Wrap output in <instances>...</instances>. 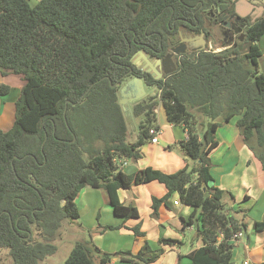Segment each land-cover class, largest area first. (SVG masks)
Returning a JSON list of instances; mask_svg holds the SVG:
<instances>
[{"label":"trees","instance_id":"obj_1","mask_svg":"<svg viewBox=\"0 0 264 264\" xmlns=\"http://www.w3.org/2000/svg\"><path fill=\"white\" fill-rule=\"evenodd\" d=\"M200 3L207 0H39L34 7L30 0H0V71L25 81L13 126L0 129V249L9 251L13 264H41L56 254L63 224L81 217L77 198L86 187L104 190L122 219L104 230L126 228L146 238L140 223L125 226L141 215L121 202L119 192L151 182L167 189L162 198L152 197L153 217L162 206L171 210L174 195L191 209L180 220L201 243L186 256L192 264H234L231 239L247 230L246 212L235 209L244 214L242 220L234 216L224 202L233 194L210 184L211 154L219 146L218 129L234 122L264 172V74L257 44L264 23L253 27L246 47L203 51L168 79H146L158 97L132 107L139 120L132 141L119 87H113L133 67L142 44L158 46L174 25L194 18ZM9 90L0 86V96ZM158 107L170 124L187 131L178 144L187 164L172 174L152 167L126 173L122 162L144 159L150 128L159 130ZM253 230L264 237V221L254 222ZM179 244L162 236L158 249L146 239L137 254H111L81 241L64 264H109L116 257L158 264L164 248Z\"/></svg>","mask_w":264,"mask_h":264},{"label":"crops","instance_id":"obj_2","mask_svg":"<svg viewBox=\"0 0 264 264\" xmlns=\"http://www.w3.org/2000/svg\"><path fill=\"white\" fill-rule=\"evenodd\" d=\"M1 97L2 96H0V117L2 114L1 105H4ZM158 109L160 110V108H157V114L159 111ZM14 120L15 114L9 124L13 126ZM138 122L139 120L135 118V124H137ZM1 123L2 121H0V124ZM158 125L161 132L158 143H150L146 147H144V159L135 163L136 168H133V171L130 173L152 167L164 173L172 174L183 169L186 166L187 161L174 154L172 152V147L173 144L177 145L187 139V131L181 126H175L170 123L167 126H161L160 124ZM179 128L183 131H180ZM167 129L169 130V132L166 131ZM161 139L165 143H167L166 147L161 145ZM217 139L219 141V146L211 154V156L214 158L218 153L222 152V154H220L222 160L218 162V167L211 168L214 185L223 190H229L234 193V198H232L234 199L235 203L234 209H239L246 212L244 221L247 217H250L249 222H251L252 225L256 221H264V172L260 161L253 157L252 152L245 145L240 131L234 122L224 123L217 131ZM131 162L132 161H127V165L122 167L124 171L129 167V163ZM217 168L220 170L218 171ZM213 169H216V171ZM212 171H215L216 178ZM101 191L102 189H93L90 187H86L81 191L77 198V205L81 213L82 211L93 206V204H91L90 202L89 197L100 194L102 195ZM166 193L167 189L158 182L139 185L130 190H123L119 192L121 202L127 205H135L139 209L141 215V218L139 220L128 221L127 223H125V226L132 228L140 223L142 225V230L146 233V238L136 237L134 236L132 231L126 228L113 231L104 230V228L106 227L119 226L122 224V219L115 216L113 208L109 201V197L106 193V202L100 207V211H104L109 215V217L114 214V220H117L118 222L113 221L111 222V224H106L105 226L99 224L96 228L95 226H91L94 230H97L95 231L97 235L94 238L96 239L94 244L101 251L106 253L113 254L120 251L131 250L134 254H137L143 248L146 239H152L154 242L158 243L159 239L162 236L172 237L178 239L180 241V244L177 246H172L170 248H164V254L158 264H187V261L192 264L191 261L186 258V256L199 248L201 246V243L197 238L196 230L192 227H189L185 230L180 220V217L189 216L191 213V209L184 206L183 204L182 206L184 208L179 209L181 203L178 205H174V201L179 202L178 195H174L175 198L173 197L170 201L171 210H168L165 206H162L159 210L158 217L152 216V197L162 198L166 195ZM256 208L258 209V212L254 215V211ZM249 222L248 224L246 223L247 229L249 227ZM115 231L119 232L122 237H120L119 240H114L112 248H110V246L108 245H98V243H96L98 242V239L104 242L109 237V234H111L110 232ZM246 231L243 232L244 236L246 234ZM185 233H190L193 237V240L191 241L190 246L187 247L185 251H183L181 247L185 245L187 246V244L184 243ZM132 235L134 236V240H132ZM243 239L244 238H242L238 242V246L237 244L235 245L237 247H242L246 253V258L241 264H253V262L254 264H258V262L260 264H264V257L262 253V249L264 247V239L261 241H257V247L259 249H257L254 253L250 252L251 238L247 237V239L249 240L248 243H246ZM156 243L154 247L155 249H158L159 246ZM258 254L260 255L259 257L257 256ZM109 264L128 263L120 260L119 257H116L113 258Z\"/></svg>","mask_w":264,"mask_h":264},{"label":"flooded vegetation","instance_id":"obj_3","mask_svg":"<svg viewBox=\"0 0 264 264\" xmlns=\"http://www.w3.org/2000/svg\"><path fill=\"white\" fill-rule=\"evenodd\" d=\"M215 1L211 6L208 0L207 3H200L194 18L174 25L170 34L160 37L158 46L156 43L142 44L144 50L139 51H142L152 61L157 71L150 66L146 67L143 59H141L140 66L134 65V60L140 56L137 51L131 60L133 67H129V71L125 74L130 73L128 79L139 77L144 82L146 79L156 80L158 77L159 80L168 79L178 72L184 61L198 57L203 52L201 46H204L206 51H211L213 48L226 50L239 46L246 47L253 27L264 23V0ZM192 7L196 8V5ZM158 61L165 62V64L158 66ZM173 69L176 71L166 74V71ZM150 91L158 95L156 88L153 90L150 88ZM149 98L150 100L155 99L148 96L145 100L149 101ZM139 102L133 103L132 107Z\"/></svg>","mask_w":264,"mask_h":264},{"label":"rangeland","instance_id":"obj_4","mask_svg":"<svg viewBox=\"0 0 264 264\" xmlns=\"http://www.w3.org/2000/svg\"><path fill=\"white\" fill-rule=\"evenodd\" d=\"M38 2H39V0H30V4L32 7H34ZM257 44H258V46L262 52V56L258 60L259 71L261 74H264V37ZM211 50L214 52H220V51L224 50V48H217V49L213 48ZM0 85H4V86H7L10 88L9 94L1 97L4 105H1L2 114L0 117V121H2V123L0 124V129L1 130L3 129V131H6V130H9L10 127L12 126L9 124V122L14 117L15 102L18 99V96L20 94V89H22V87L25 85V81H24L23 77L19 76V75L8 73L4 76L0 73ZM149 96L155 97L156 95L153 91H151L149 93ZM159 108H160V110L159 109L158 110L160 112L158 111V114H157L158 124H160L161 126H165V125L167 126L169 124V122L167 121L164 110L161 107H159ZM2 118H3V120H2ZM128 124H129V131L131 133L129 140L132 141V139L135 137V130L137 127V124H135V117L134 116L132 118L128 119ZM166 131L169 132L168 129ZM176 131H179V130H176ZM180 131H183V130L180 129ZM161 145L166 147L167 143H165L161 139ZM172 152L174 154H176L177 156H179L180 158L185 159L182 156V150L178 144L177 145L173 144ZM220 154H222V152L218 153L217 156H215L214 158L211 156L212 168L219 166L218 162H220L222 160V157L220 156ZM252 155H253V157H255V155L253 153H252ZM221 167H222V165H221ZM133 168H136V164H135V162L132 161L131 163H129V167L126 168V170H125L126 173L132 172ZM213 170L216 171V169H213ZM217 170L219 171L220 169L217 168ZM215 171L214 172L212 171V173L214 174V176L216 178ZM227 191H229V190H227ZM101 193L103 196L100 194V195L89 197L90 202H91V204H93V206L91 208H88V209L82 211L81 218L79 220L69 221V222L67 221L63 224V227H62L61 232H60L61 235L54 242V244L57 246L56 254L46 258V260L41 264H64L66 259L70 255L71 250L73 249L74 245L77 242H81V241H90L93 243L95 242L96 239H94V238L97 235L95 231H97V230H94L93 227H91V226H95V228H96L99 224L105 226L106 224H111V222H113V221L118 222L117 220H114V214H112L109 217V215L106 214L104 211H100V207L106 202L105 199L107 197L106 193L103 190L101 191ZM231 193L234 194L233 192H231ZM91 199H93V200H91ZM224 202L227 204V206H229L232 209L234 216H236L238 219L242 220L243 214L237 213V210L234 209V204H235L234 199H232L230 195L225 196ZM183 208L184 207L181 204L179 209H183ZM256 209L254 211V215L258 212V209H257V211H256ZM249 221H250V217H247L245 220V223L248 224ZM110 233L111 234H109V237L107 238V240H105L103 242L97 238L98 242H96V243H98V245L99 244L108 245V246H110V248H112L114 240L115 239L119 240L120 237H122V235H120L119 232H116V231L110 232ZM247 237L251 238V240H250L251 241L250 252L254 253L257 249H259L257 247V241H261L264 238L260 235H257L254 232L253 225L251 222H249V227L246 231L245 236L243 237L244 238L243 240L246 243H248V241H249L247 239ZM34 238H35V240L39 239V235L37 232H35ZM184 238H185L184 243L187 244V246L185 245V246L181 247V249L183 251H185L186 248L190 246V243L193 240L192 239L193 237L190 233H185ZM132 240H134L133 235H132ZM150 242L152 244V247H154L156 242H154L152 239L150 240ZM156 244L158 245V243H156ZM237 246H238V244H237ZM237 246H235V248H234V264H241L244 261V259L246 258V253L242 247H237ZM262 253H263V257H264V247L262 249ZM257 256L259 257L260 255L258 254ZM186 263L190 264L189 261H187ZM0 264H13L10 253L6 249H0ZM253 264H254V262H253ZM258 264H260V263L258 262Z\"/></svg>","mask_w":264,"mask_h":264},{"label":"water","instance_id":"obj_5","mask_svg":"<svg viewBox=\"0 0 264 264\" xmlns=\"http://www.w3.org/2000/svg\"><path fill=\"white\" fill-rule=\"evenodd\" d=\"M201 50L202 51H206L204 46H201ZM140 56L137 57L133 64L140 66L142 64L141 59H143V61L146 63V67L150 66L154 69V71H157V68L154 66V64L152 63V61L142 52L139 51ZM163 64H165V62H161L158 61L157 65L161 66ZM176 69L170 70V71H166V74H171L173 72H175ZM130 73H128L127 75H125L122 79H121V83H115L113 85L114 88L119 87V104L121 105L124 115L128 121L129 118H132L133 115V108H132V104L135 102H139L143 99L148 98L150 91V88L153 90L152 87H150L149 85H147L143 79L139 78V77H133L131 79H128ZM159 80V77L156 79ZM92 88V86L89 88V90L87 91V93L90 91V89ZM158 95L154 98H157ZM150 100V98H149ZM152 100V99H151ZM71 102H67V104H70ZM77 104V103H76ZM74 104V105H76ZM65 114H66V110H65ZM76 139H74L75 141ZM188 172L191 171V168L189 167L187 169ZM211 185H213L214 183L211 182ZM37 224V220H35L32 223V228H34ZM35 231L32 232V235L34 236Z\"/></svg>","mask_w":264,"mask_h":264},{"label":"built area","instance_id":"obj_6","mask_svg":"<svg viewBox=\"0 0 264 264\" xmlns=\"http://www.w3.org/2000/svg\"><path fill=\"white\" fill-rule=\"evenodd\" d=\"M157 113V110H156ZM160 130L156 129L155 127L150 128L149 130V135L151 136V143L152 144H157L159 141L160 137ZM127 165V160H124L122 162V167ZM180 204L178 201H174V205ZM244 234L243 232H239L238 234L234 235L233 238L231 239V242L234 244H238V242L243 238Z\"/></svg>","mask_w":264,"mask_h":264}]
</instances>
